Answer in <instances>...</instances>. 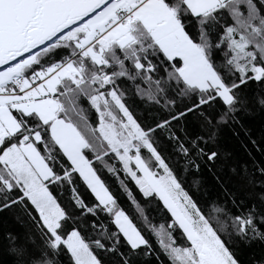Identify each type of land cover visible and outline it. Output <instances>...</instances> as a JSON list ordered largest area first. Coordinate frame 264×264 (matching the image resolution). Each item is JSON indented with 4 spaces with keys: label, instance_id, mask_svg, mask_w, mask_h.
Instances as JSON below:
<instances>
[{
    "label": "snow or ice",
    "instance_id": "snow-or-ice-1",
    "mask_svg": "<svg viewBox=\"0 0 264 264\" xmlns=\"http://www.w3.org/2000/svg\"><path fill=\"white\" fill-rule=\"evenodd\" d=\"M257 111L264 0H0V213L24 226L0 250L11 264H264V160L222 137Z\"/></svg>",
    "mask_w": 264,
    "mask_h": 264
},
{
    "label": "trees",
    "instance_id": "trees-1",
    "mask_svg": "<svg viewBox=\"0 0 264 264\" xmlns=\"http://www.w3.org/2000/svg\"><path fill=\"white\" fill-rule=\"evenodd\" d=\"M250 89L258 91L256 85H250ZM127 103L134 107L135 113L139 114V118L145 121L151 119L154 110L147 108L138 99H135L133 97ZM89 117L92 120L96 119V117L92 116L91 113H89ZM242 123L244 125V129H240L238 127L236 128V131L239 132V136L234 135L230 128L226 127L223 129V143L225 144L226 148L233 151L235 155L242 160L249 159V152L251 153V156L254 157L257 161L264 160V113L257 111L254 115L244 117ZM251 140L256 141L255 146L251 143ZM244 146H246L247 151L245 150ZM143 154L147 155L146 152H144ZM109 163H113V161H109ZM94 166L97 168L98 175H100L101 179L109 187V190L113 193V195L116 196L118 203L125 209V211L132 219L133 223L142 230V233L149 240V243L152 245V247L158 249V245L156 244L155 239L151 236L150 233L143 229L142 222L137 219L136 213L134 212L127 196L122 192V189L120 188L116 177L111 173H108L107 170H102L100 165L97 164ZM116 167L119 168L120 165L117 163ZM119 176L120 179H124V174L122 171L119 173ZM201 176H203L209 184L212 183V178L206 170H202ZM193 178V174L191 173L185 177L186 186L191 184ZM77 185L78 190L85 197L86 201L93 202L95 198L91 194L90 190H88L86 186L80 181L77 182ZM128 186L132 188L133 194L136 195V198L139 200L141 197L138 190L134 187V184L132 182H128ZM52 191L54 195H57L58 200L66 199L69 196V192L67 189L63 190L62 197L57 194L55 189H52ZM161 208L162 202L157 198V201L154 202V209L146 210L150 219L152 217H155L153 223L158 224L163 218H167L168 216H170V213H168L166 210H164L163 214H161ZM23 229L24 226L16 219L15 215L12 212L6 211L0 213V241H3V238L7 232H21L23 231ZM173 235L178 236L179 234L173 233ZM177 243H180L179 239L177 240ZM253 252L259 254L260 248L258 245L254 246L251 249H245L246 256L250 255ZM161 259L164 260L165 258L161 256ZM0 264H11V258L8 255L4 254L2 250H0ZM144 264H149V262L145 261ZM150 264H156L154 257L151 258ZM165 264H168L166 260Z\"/></svg>",
    "mask_w": 264,
    "mask_h": 264
}]
</instances>
